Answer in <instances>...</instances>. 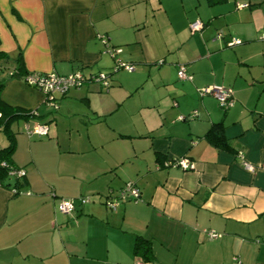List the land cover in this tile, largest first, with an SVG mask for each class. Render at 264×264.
<instances>
[{
	"label": "crops",
	"instance_id": "1",
	"mask_svg": "<svg viewBox=\"0 0 264 264\" xmlns=\"http://www.w3.org/2000/svg\"><path fill=\"white\" fill-rule=\"evenodd\" d=\"M262 31L264 0H0V99L35 111L9 127L25 177L18 194L0 180V264H264ZM117 59L133 71L113 72ZM77 70L110 73L109 86L87 80L56 110L22 79ZM212 84L232 106L200 95ZM37 122L47 135L25 132ZM215 122L229 149L205 136ZM183 156L193 168L163 165ZM127 181L139 199L107 208ZM58 198L74 210L58 212Z\"/></svg>",
	"mask_w": 264,
	"mask_h": 264
},
{
	"label": "built area",
	"instance_id": "2",
	"mask_svg": "<svg viewBox=\"0 0 264 264\" xmlns=\"http://www.w3.org/2000/svg\"><path fill=\"white\" fill-rule=\"evenodd\" d=\"M201 28L200 22H195L191 25V30H198ZM218 38L222 36L221 32H218L216 35ZM261 38H264V31L261 33ZM105 44V40H103ZM241 43L240 40L231 39L227 46H233L235 44ZM118 52V50L112 48L109 49V53L112 57L114 54ZM119 69H123L127 72H131L134 69L132 64H127L125 62L120 61L119 59L115 60V65L113 66V71H117ZM177 77L179 79L191 80V76L185 72L183 66H180L177 71ZM23 81L39 90L44 96V103L49 106L50 108L56 110L58 108V104L56 101V95H64L66 94L71 88L80 87L83 83L87 80H93L99 82L103 87L109 86V76L104 72H98L95 74H91L90 76L86 77L80 70L71 72L69 74L61 75L58 73H47L41 74L38 72H30L25 74L22 77ZM200 95H210L213 96L218 106L221 109H227L233 105L234 99L230 89L223 87L221 85H207L199 89ZM30 114H35V111H31ZM196 113L194 112L190 115L189 118L195 117ZM179 119H183L179 117ZM25 132L28 135H34L37 137L45 136L48 132L47 124L37 122L34 125L30 126L28 124L25 125ZM1 166H6L4 162L0 163ZM164 166H171V167H179L183 170H188L193 168V163L187 157H176L173 159H168L163 163ZM160 166H156L159 168ZM248 168H251L247 166ZM25 173L23 168H11L10 174L21 176ZM15 192V190H13ZM21 193V192H19ZM28 193V192H26ZM140 197V191L138 187L132 181H127L121 189L118 191L117 195L108 197L105 199L104 204L109 209H115L118 205L119 201L122 200H132L136 201ZM79 203H86L90 199L89 197H77L76 199ZM75 199H65V198H58L57 200V211L63 214H70L75 208ZM219 236L218 233L215 232H208L209 239H214Z\"/></svg>",
	"mask_w": 264,
	"mask_h": 264
},
{
	"label": "trees",
	"instance_id": "3",
	"mask_svg": "<svg viewBox=\"0 0 264 264\" xmlns=\"http://www.w3.org/2000/svg\"><path fill=\"white\" fill-rule=\"evenodd\" d=\"M106 74L110 76V73ZM13 75L14 74H12V76ZM1 87L2 84H0V89ZM30 112L16 113L12 107L6 105L0 99V124L2 125L3 131H5L9 139L8 145L5 148L0 149V163L4 162L6 164V166L0 165V180L3 186H11L12 189L15 190L16 194L20 192L18 188L24 184L25 173L21 176L10 174V169L16 167L12 166L10 163L11 154L14 149V140L12 134L9 131V127L11 122L18 118V116L27 117L30 115ZM205 136L215 146L223 149H229V145L224 138L223 125L220 122L212 123ZM134 252L135 254L139 255L143 261H149L151 258L150 242L142 238H136L134 243Z\"/></svg>",
	"mask_w": 264,
	"mask_h": 264
}]
</instances>
